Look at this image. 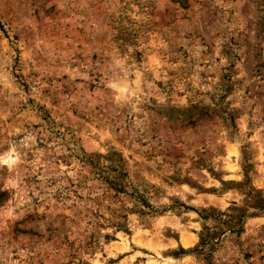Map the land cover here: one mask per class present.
Listing matches in <instances>:
<instances>
[{"label":"clouds","instance_id":"1","mask_svg":"<svg viewBox=\"0 0 264 264\" xmlns=\"http://www.w3.org/2000/svg\"><path fill=\"white\" fill-rule=\"evenodd\" d=\"M0 264H264V0H0Z\"/></svg>","mask_w":264,"mask_h":264},{"label":"rangeland","instance_id":"2","mask_svg":"<svg viewBox=\"0 0 264 264\" xmlns=\"http://www.w3.org/2000/svg\"><path fill=\"white\" fill-rule=\"evenodd\" d=\"M118 192H123L124 191V189L123 188H118V189H116ZM145 251H147V250H145Z\"/></svg>","mask_w":264,"mask_h":264}]
</instances>
